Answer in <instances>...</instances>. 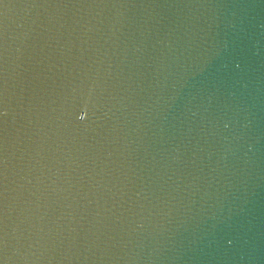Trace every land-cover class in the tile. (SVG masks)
Listing matches in <instances>:
<instances>
[{"label": "water", "instance_id": "95a60500", "mask_svg": "<svg viewBox=\"0 0 264 264\" xmlns=\"http://www.w3.org/2000/svg\"><path fill=\"white\" fill-rule=\"evenodd\" d=\"M0 264H264V0H0Z\"/></svg>", "mask_w": 264, "mask_h": 264}]
</instances>
